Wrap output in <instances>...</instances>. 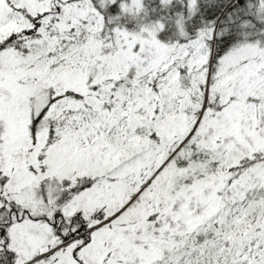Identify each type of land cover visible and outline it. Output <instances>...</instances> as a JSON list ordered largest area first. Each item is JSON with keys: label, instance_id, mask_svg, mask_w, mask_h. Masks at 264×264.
<instances>
[{"label": "snow or ice", "instance_id": "1", "mask_svg": "<svg viewBox=\"0 0 264 264\" xmlns=\"http://www.w3.org/2000/svg\"><path fill=\"white\" fill-rule=\"evenodd\" d=\"M0 264H264V0H0Z\"/></svg>", "mask_w": 264, "mask_h": 264}]
</instances>
